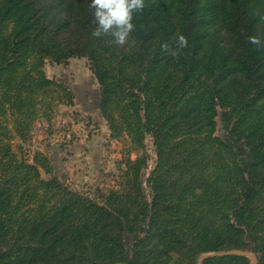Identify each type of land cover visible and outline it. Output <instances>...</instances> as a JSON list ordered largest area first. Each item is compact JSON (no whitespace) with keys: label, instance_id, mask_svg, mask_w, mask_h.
I'll use <instances>...</instances> for the list:
<instances>
[{"label":"trees","instance_id":"obj_1","mask_svg":"<svg viewBox=\"0 0 264 264\" xmlns=\"http://www.w3.org/2000/svg\"><path fill=\"white\" fill-rule=\"evenodd\" d=\"M90 2L0 0V264H264V47L248 42L264 41V0H145L124 46L91 36ZM179 34L181 55L162 52ZM71 59L130 146L93 197L24 147L56 102L74 105L44 71Z\"/></svg>","mask_w":264,"mask_h":264},{"label":"rangeland","instance_id":"obj_2","mask_svg":"<svg viewBox=\"0 0 264 264\" xmlns=\"http://www.w3.org/2000/svg\"><path fill=\"white\" fill-rule=\"evenodd\" d=\"M44 71L49 79L73 92L74 105L56 102L48 113V119L40 116L36 120L24 142L29 159L35 152L44 154L54 166L56 176L64 179L73 190L91 197L97 189L116 188L118 166L126 158L130 146L128 141L108 136V125L95 108L99 87L87 60L71 59L67 65L48 61ZM216 135H224L219 119ZM146 145L151 156V170L156 155L151 139H147ZM130 155L135 159L133 153ZM144 191L149 193L145 185ZM252 259L257 263L254 255Z\"/></svg>","mask_w":264,"mask_h":264},{"label":"clouds","instance_id":"obj_3","mask_svg":"<svg viewBox=\"0 0 264 264\" xmlns=\"http://www.w3.org/2000/svg\"><path fill=\"white\" fill-rule=\"evenodd\" d=\"M145 7V0H91L89 8L95 25L91 36L96 39L110 37L106 42L118 46L128 44L131 33L135 31L134 16L142 13ZM260 19L264 20V16ZM248 42L257 50L264 47V41L255 35L249 36ZM188 43L187 37L179 34L174 39V47L169 42H164L160 48L162 52L176 58L188 47Z\"/></svg>","mask_w":264,"mask_h":264},{"label":"water","instance_id":"obj_4","mask_svg":"<svg viewBox=\"0 0 264 264\" xmlns=\"http://www.w3.org/2000/svg\"><path fill=\"white\" fill-rule=\"evenodd\" d=\"M224 254H226V253H218V254H210V253H209V254L202 255V257H201L200 260H199V264H201V262H202L205 258H207V257L214 256V255H224ZM227 254H237V255L246 256V257H248V258L250 259L251 264H257V263L254 262V260L252 259V255L249 254V253H244V252H239V251H233V252H230V253H227Z\"/></svg>","mask_w":264,"mask_h":264},{"label":"crops","instance_id":"obj_5","mask_svg":"<svg viewBox=\"0 0 264 264\" xmlns=\"http://www.w3.org/2000/svg\"><path fill=\"white\" fill-rule=\"evenodd\" d=\"M99 102H100V93H96V97H95L96 105H95V108H96V110L98 111V113L100 115L101 113H100V110H99ZM108 136L110 137V135H108ZM97 140H98V138H97Z\"/></svg>","mask_w":264,"mask_h":264}]
</instances>
